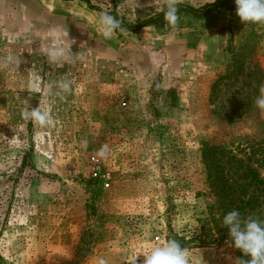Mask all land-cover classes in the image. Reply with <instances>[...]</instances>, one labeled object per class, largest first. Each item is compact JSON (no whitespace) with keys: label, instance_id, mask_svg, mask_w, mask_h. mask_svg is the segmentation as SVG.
<instances>
[{"label":"rangeland","instance_id":"obj_1","mask_svg":"<svg viewBox=\"0 0 264 264\" xmlns=\"http://www.w3.org/2000/svg\"><path fill=\"white\" fill-rule=\"evenodd\" d=\"M90 2L137 25L168 0ZM235 13H180L175 27L105 40L99 12L83 2L0 0V264H143L172 231L200 237V220L218 209L206 145L221 149L227 169L235 163V172L251 168L264 179L248 160L264 140L255 105L264 24ZM57 33L78 56L49 61ZM38 106L52 125L22 118ZM27 153L32 166L21 173ZM202 241L187 248L190 264H239L231 243Z\"/></svg>","mask_w":264,"mask_h":264},{"label":"trees","instance_id":"obj_2","mask_svg":"<svg viewBox=\"0 0 264 264\" xmlns=\"http://www.w3.org/2000/svg\"><path fill=\"white\" fill-rule=\"evenodd\" d=\"M62 1H80L85 3L93 11H106L101 7L93 5L90 0ZM177 6L179 9L178 14L189 13L195 17L207 16L220 9H236L235 0H214V2L199 8L180 4ZM165 11L166 9L137 25L129 24L123 16L117 13L110 11L107 12L122 20V26L126 29L125 32L136 34L148 27L162 29L166 24L164 19ZM116 33L120 36L123 34L119 31ZM222 80L223 78H219V80L215 82L212 87V94L215 93V89ZM29 158V153L23 156L21 167L18 169L19 172L23 173L25 169L32 166ZM202 158L208 172L210 190L212 195L216 198L218 209L216 213L211 211L208 217L204 220H200L202 223V236L200 235V237L196 236L187 239L186 237H181L172 231V236H170L168 240L176 239L185 249L189 248V246L197 242V240H203L199 244L205 246H212L224 241L230 243L228 231L222 226V219L224 215L232 210H238L242 217L255 216L264 220V179L261 178V175L253 172L251 168L247 172H241L240 168H237V171L235 172V163L232 168L227 169L229 159L224 161L223 153L218 146L206 145L202 151ZM248 160L250 163L253 161L256 162L258 167L264 171V140L253 142ZM232 175H238V177L235 179ZM238 191L239 194L237 195ZM232 252L237 260L248 259V257H244L243 254L233 246ZM66 264H80V260L76 258Z\"/></svg>","mask_w":264,"mask_h":264},{"label":"clouds","instance_id":"obj_3","mask_svg":"<svg viewBox=\"0 0 264 264\" xmlns=\"http://www.w3.org/2000/svg\"><path fill=\"white\" fill-rule=\"evenodd\" d=\"M236 16L244 24H264V0H235ZM177 0H168L164 19L169 26L175 27L180 19ZM100 32L105 40H111L117 31H126L122 20L109 14L107 11L99 12ZM68 40V38H67ZM69 41V40H68ZM70 46L65 47L63 33L57 35L50 42L48 59L51 63L63 62L70 56H78L70 50L74 41H69ZM12 58H9L11 61ZM60 90L63 93L71 91L70 82H62ZM260 94L255 100L257 108L264 110V84L260 86ZM63 98V97H62ZM22 118L29 120L37 126H50L54 122L47 111L40 106L31 110L25 109ZM87 144V141H83ZM109 152L107 144L103 145L96 155L106 158ZM222 226L227 229L231 245L239 250L248 259H239L240 264H264V220L255 216L242 217L238 210H232L224 215ZM144 256L143 264H190L188 250L183 248L176 239H169L160 246L153 247Z\"/></svg>","mask_w":264,"mask_h":264}]
</instances>
